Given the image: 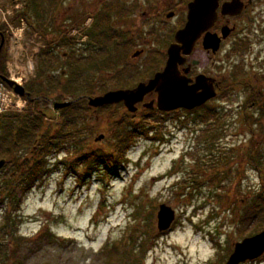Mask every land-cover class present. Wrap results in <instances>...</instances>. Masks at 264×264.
I'll return each instance as SVG.
<instances>
[{"label":"rangeland","instance_id":"374dc122","mask_svg":"<svg viewBox=\"0 0 264 264\" xmlns=\"http://www.w3.org/2000/svg\"><path fill=\"white\" fill-rule=\"evenodd\" d=\"M44 1L42 21L47 29L36 32L26 27V23L24 27L19 22L23 16L13 17L14 11L20 9L24 0H0V20H6V24L8 22L14 31H19L18 38H22L19 43L13 39L8 59L10 69L19 70L15 63L26 70L29 65L27 72L20 71V74L17 71L14 75V78H22L21 82L26 77L24 88L26 83L34 81V89L43 88V93L52 97L49 101L57 98L69 102L82 95L97 97L119 87L124 77H130L132 65H144L142 60L125 62L127 69L124 66L118 71H110L107 63L97 62L102 57V62H108L105 43L112 40L109 37L113 38V32L121 24L115 16L112 22L103 23L105 17L100 14L105 13L103 8L111 0ZM125 1L131 0L122 2ZM70 17H76V20L71 21ZM98 17L102 23L98 22ZM13 18L17 20L11 23ZM38 20L40 18L35 17L32 21ZM75 23L80 26H75ZM247 23L256 29L264 26V5L251 15ZM56 25L66 26V29H51ZM91 27L94 31L92 35L86 32ZM20 28L25 31L22 32ZM95 34L101 40L93 38L92 41ZM252 35L250 31V37ZM250 37L243 44H238L242 45L240 49L235 48L236 64L249 73L251 46L254 42V38ZM232 41L230 39L228 45H232ZM46 51V57L53 63V67L40 77L37 68H41L42 54ZM75 52L79 54L82 63L92 67L83 71V68L75 65V61L70 59V54ZM243 58L246 59L244 64ZM121 70L120 74L124 77L119 76ZM71 71L81 73V76L71 79ZM141 72L146 75L145 71ZM62 73H68V76H60ZM54 79L62 82L63 86L50 93ZM71 85L74 87L68 90L72 93L64 88ZM90 88H94L93 93L89 92ZM247 96L248 91L244 90L230 92L224 101L216 97V100L198 112L190 113L179 111L161 114L147 110L146 113L126 114L128 108L117 103L113 107L94 110L90 108L94 106L89 105L87 98L69 111L66 109L56 113L50 109L49 114L58 119L52 123L44 119L42 129L54 134L65 118L75 114L80 120L77 121L79 124L75 132L83 135L81 142L86 151H112L113 125L125 115L138 123L147 122L154 128L157 124L162 125V134L156 132L139 137L128 153L130 162L120 168L118 174L110 177L104 171L99 174L93 172L90 176L85 174L83 168L69 171L68 164L75 158L70 150L67 153H51L48 163L53 171L27 192L24 190L30 183L25 184L26 180L21 176L27 170L14 177V169L10 164L2 167L0 184L13 180L10 183L17 189L15 201L22 199L16 213L22 217V221L17 223V229L26 241L24 239L19 257L28 255L25 264H127L128 260L136 256L131 249L138 252L146 236L138 233L136 242H130L129 246H125L122 240L128 245L124 237L130 235L135 227H139V232H144L149 222L145 214L152 213L155 229L146 241L140 264H225L237 242L264 230V227L257 225V221L246 227L238 225L244 208L259 195H264V119L257 112L254 114L255 108L252 106L246 108ZM214 107L218 110L219 123L222 125L211 130L215 128L216 116L207 110ZM41 109L31 105L21 114L33 116L41 114ZM206 112L208 117L205 120H209L202 122L198 116ZM9 115H5L0 124L10 121L15 128L21 126L18 118ZM258 116L261 122L257 126L254 121ZM81 120H85L84 123ZM213 133L218 135L214 136ZM102 134L104 138L99 140ZM252 145L254 148L251 156H255L254 162L250 156L248 158ZM20 153L23 158L32 157L30 152ZM179 188H184L183 193H177ZM190 191L192 195L189 197ZM161 204L175 211L172 227L165 232L157 229ZM10 208L11 201L5 198L0 203V229L4 226L5 212ZM137 211L141 213L136 220ZM48 229L58 239L52 242L38 240ZM107 241L116 246L111 256L109 250H103ZM12 246L8 236L0 237V264L15 263L16 259L9 257L10 253L6 252ZM243 264H264V254Z\"/></svg>","mask_w":264,"mask_h":264},{"label":"flooded vegetation","instance_id":"af4514ba","mask_svg":"<svg viewBox=\"0 0 264 264\" xmlns=\"http://www.w3.org/2000/svg\"><path fill=\"white\" fill-rule=\"evenodd\" d=\"M122 1L111 0L103 8L105 13L100 14L105 17L103 23L112 22L114 16L121 21L120 26H117L118 30L113 32V38L109 37L112 40L108 43L106 42L107 44L105 43L107 46L105 55L106 61H108L106 63L110 71H118V69L124 66L127 69L125 62L135 63L138 60H142L144 65L137 67L132 65L130 77L121 75L122 70L118 72L119 76L125 79L120 81L119 87L110 90L134 89L139 83L148 81L157 73L165 70L169 59V47L176 42L177 32L186 25L189 4L194 0ZM26 3L27 0H24L21 3L20 9H24ZM262 5H264V0H219L217 18L214 23L197 38L190 55L182 54L184 59L182 63L177 64L179 76L189 86L213 85L216 91V96L207 101L203 106L216 100V97L224 101L230 92L234 93L244 90L248 91L247 99L251 97V106L255 108L254 114L257 112L264 119V26H259L256 29L247 23L251 15L255 14L256 10ZM14 19L12 20L13 23L17 20ZM94 19L96 20V18ZM21 21H24L28 27L35 30L25 19L19 20V22ZM98 22L102 23V20L99 19ZM39 27L42 31L47 29V26L44 24ZM61 28L66 29V26L56 25L51 29L61 30ZM250 31L251 35L253 31L251 37ZM207 34L215 35L218 38L219 46L217 49L204 44ZM247 37L254 38L251 46L253 49L250 53V73L249 71H245L246 69L241 65L238 66L235 60V56L237 55L235 54L237 53V49L235 48L240 49L242 45H239V47L238 44H243ZM230 39L234 41H232V45H228ZM103 42L105 41L103 40ZM10 45L11 37L8 30L0 29V62L4 55L7 54L8 58ZM227 46H229V49H227ZM245 60L243 58L242 64L245 63ZM141 71H145L146 75H143ZM0 74L3 73L0 72ZM249 77L250 79H248ZM158 96L159 94L156 90L146 94L144 100L137 104V112L132 114H139L142 111H145L143 113L156 111L161 114H170L182 110L165 111L158 109L156 107ZM147 101H154L153 109L145 106L146 103H149ZM118 104H122L125 107L123 102ZM113 106L115 105H110L109 107ZM103 107L106 106L98 108ZM90 108L94 110L98 109L95 107ZM126 112V114H130L128 110ZM261 118L258 116L254 124L258 126Z\"/></svg>","mask_w":264,"mask_h":264},{"label":"trees","instance_id":"16d2710c","mask_svg":"<svg viewBox=\"0 0 264 264\" xmlns=\"http://www.w3.org/2000/svg\"><path fill=\"white\" fill-rule=\"evenodd\" d=\"M44 4H45L44 0H27L25 8L17 10L16 17L19 18L20 15L23 16L29 25H31L36 31L40 32L41 30L39 26H42L44 24V21H42L43 20L42 11ZM32 11H33V18H32ZM35 13L37 16H35ZM35 17L40 18V20H38L39 23L38 21L36 22L32 21L34 20ZM70 18L72 21L76 20V17H70ZM75 26H77V24ZM95 27L96 25L93 28ZM93 28L92 27L87 28L86 32H89L92 35L94 33V31H92ZM0 29H6V25L1 24ZM93 38L98 39V36L95 34L91 39L92 41H94ZM99 40L101 39H98V41ZM46 56H47V51L42 54L43 59L42 61L40 60L41 68L40 67L37 68V73L38 75L40 74V77L46 75L48 69L53 67V63L50 62V60ZM70 59L72 62L75 61L74 63L75 65L83 68L84 69L83 71L92 67V65L90 64L86 65L84 64V62L82 63L79 54H77L76 52L75 54L72 53L70 54ZM102 60L103 57L97 59V62L100 61L101 64L106 63L105 61L102 62ZM6 61H7V54L3 56L0 62V72H2L5 75H7ZM69 74L71 79L75 77L76 79H78L81 76V73L75 71H71ZM60 76L66 77L68 76V73L66 75H63L62 73L60 74ZM76 79L75 81H77ZM34 83H35L34 81L28 82L25 88L33 98H36L35 100L31 101V104L33 103L35 107H38L40 109L42 108L40 111L41 114L27 116L21 113H9L11 115H9L8 117L13 115L16 118H18L19 124L21 123V126L15 128L12 126V123L10 121H7L5 124L2 123L0 124V160L1 159L7 160L6 165L10 164L11 167L14 169V173H12L14 177H17V175L25 173L26 171L24 170H27V173L25 175H21L26 180L25 184L30 183L29 187H26L24 192H27L28 190L32 189V187L37 185L39 181H42L46 176H48L53 171V169L50 168V164L48 163V156L51 153L54 152L67 153L70 150V153H72V155L75 156V158H73L72 161L69 162L68 164L69 171L73 169L74 171H77V169L83 168L85 174L89 176L93 172L98 173L100 171H104L107 177H110L112 175L118 174L119 169L125 167V165H127L130 162V157L128 153L131 150V148L137 143L139 137L150 136L151 133L155 134L156 132L162 134V128H163L162 125L157 124L154 128L150 126L147 122L141 121L140 123H138L136 122V120L133 119L131 120L130 117H126L127 115H125L124 118H121L119 121L117 120L116 123L113 125L114 127L112 134L114 135V145L112 151L97 150V149L86 151L84 145L81 142V140L84 138L83 135L75 132L76 125L79 124L77 121H80L77 116L76 117L74 116L75 114L69 116L68 118H65L62 124L59 126L58 131L55 132L54 134H50V130L44 131V129H42L45 125L43 118V111L44 109H47V102H48L47 100L51 99L52 97L43 93L44 91L43 88L38 87V89H34V86H36ZM62 86H63L62 82L58 81L57 79H54L53 83H51L50 85L51 91H49L47 88L46 89L47 91L52 93V91ZM72 87H74V85L64 86V88H66L67 91H70L68 89ZM93 89L94 88H90L89 92L93 93ZM82 96L81 97L77 96L76 98L74 97L73 98L74 102L72 103V105L61 109V111L66 109L67 111H69L74 105L85 99V97ZM78 97L80 99H78ZM56 100L60 101L62 99L56 98ZM250 102H251V98L246 102V108L251 107L252 103L249 105ZM202 107L204 106L198 107L191 111L189 110H180V111H184L187 113L193 111L198 112L199 109ZM207 111L211 112L212 115L216 116V119L214 118L215 128H212L211 130L218 129L219 126L222 125L219 123L220 121L218 118V110L214 107L212 109L211 108L208 109ZM5 115L0 116V120L3 117H6ZM202 115H204L205 117ZM206 117H208L207 112L202 113L200 114V116H198V118L202 122H208L209 119L205 120ZM84 121L85 120H81V123H84ZM77 130L80 131L79 127ZM213 135L216 136L218 135V133H213ZM157 139H159V136L157 137ZM253 148L254 146L251 147L250 151L248 152L249 154L248 158L251 157L252 162L255 161V156L254 158L253 156H251L253 153ZM20 152H24V153L30 152L32 154V157L23 158ZM259 165H261V163H259ZM13 176L11 177L14 178ZM10 181L13 180H6L4 181V184H0V196L5 195L3 198H0V203L4 202L5 198L6 199L9 198L11 201V208L9 209V211L5 212V218H4L5 222L3 224L4 226L2 227V229H0V237H2V235L9 237L13 245L12 246L13 248H11L10 251L6 250V252L10 253L9 257L11 258L14 257V259H16L14 264H25L28 255L26 254L20 257L19 255H20V250L22 249L21 247L23 243H25L26 238L22 236V234L21 235L18 234L17 223L22 221V217L20 215H16L22 199L19 198L17 202L15 201V199L17 198L16 195L17 189L12 186L13 183H10ZM183 190L184 188H179L177 190L179 192L177 193L178 194L183 193L182 192ZM189 194L190 197L192 195V191H190ZM15 202H16V206H15ZM102 204L105 205L104 201H102ZM140 213L141 211L136 212L135 214L136 220L140 216ZM145 219L149 220V222H147L144 232H139V227H135L133 232H130V235L126 234L124 237L125 240L128 242V245L126 244L125 241L122 240V243L125 244V246H129L130 242L132 241L136 242L138 233H141L142 236L144 235L146 236V240L141 241L140 243L141 247H139L140 249L138 252H136L135 249H131L136 256L134 259L132 258L131 260H128L127 264H140L145 252L146 241L151 238V235L154 232L155 228L153 222V214L152 213L145 214ZM254 221H257V225L260 228L264 227L262 226L264 225V195L263 196L259 195L256 199L252 200L247 207L244 208V213L241 215L240 222L238 225L239 227H246L247 225L253 223ZM137 226H139L138 223ZM41 239H44L47 242H52L53 240H56L58 238L55 233H53L51 230L48 229L45 230V232L42 233L41 236L38 238V240ZM103 250L104 252L105 250H109V256H111L113 251L116 250V246L112 242L107 241Z\"/></svg>","mask_w":264,"mask_h":264},{"label":"water","instance_id":"95a60500","mask_svg":"<svg viewBox=\"0 0 264 264\" xmlns=\"http://www.w3.org/2000/svg\"><path fill=\"white\" fill-rule=\"evenodd\" d=\"M219 0H194L189 4L188 21L186 25L176 34V42L168 50L169 59L163 72L157 73L148 82H141L134 89H119L104 93V95L92 97L88 96L91 106H103L106 104H116L123 102L131 111L138 110L137 104L144 100L146 94L156 90L159 94L156 107L160 110H176L178 108L194 109L203 105L208 100L216 96V91L212 86L192 85L179 76L177 64L182 63L184 55L192 53L197 38L208 29L217 18V6ZM204 44L217 49L219 40L215 35L207 34ZM210 45V46H209ZM0 78L6 81L14 90L31 98V94L26 91L24 86L17 85L7 77L0 74ZM201 89V90H200ZM72 102H57L55 107L58 109L69 106ZM147 108H154V101L146 103ZM100 135L98 139H103ZM6 164V159L0 160V169ZM158 229L167 230L171 227L175 218V211L172 207L161 204L158 211ZM264 254V230L250 237H246L234 246L225 264H240L247 260H253Z\"/></svg>","mask_w":264,"mask_h":264},{"label":"built area","instance_id":"2783aa9c","mask_svg":"<svg viewBox=\"0 0 264 264\" xmlns=\"http://www.w3.org/2000/svg\"><path fill=\"white\" fill-rule=\"evenodd\" d=\"M25 105L26 103L20 97L13 99L10 90L0 81V114L8 109H22Z\"/></svg>","mask_w":264,"mask_h":264}]
</instances>
